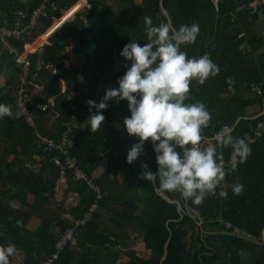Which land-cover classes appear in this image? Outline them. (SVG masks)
Wrapping results in <instances>:
<instances>
[{"label": "trees", "instance_id": "trees-1", "mask_svg": "<svg viewBox=\"0 0 264 264\" xmlns=\"http://www.w3.org/2000/svg\"><path fill=\"white\" fill-rule=\"evenodd\" d=\"M88 1L89 6L84 10L76 12L82 6L79 3L63 17L62 11L69 10L79 0H51L54 7L49 4L47 16L39 20L35 30L13 41L24 55L34 49L32 44L40 36L37 44L49 36L47 43L29 57L31 65L23 86L33 99L28 109L38 116L35 127L29 126L17 102L21 85L15 94L11 84L0 89V103L10 105L13 113L0 119V245L12 244L16 248L10 264H46L56 251L58 238L67 229L74 230V239L52 264H245L243 252L251 254L248 264H264V133H259L264 115L245 119L243 111L252 103L241 101L239 92L233 91L234 85L240 91L248 82L256 81L264 97V80L248 71L249 63L240 47L243 42L240 27L246 28L243 22L250 18L248 3L245 0H163L173 25L199 24L195 43L183 46L182 50L196 57L207 53L220 69L202 85L192 81L185 101H201L210 111L211 120L202 135L212 136L225 125L231 126L232 135L245 139L252 149L247 161L238 165L236 171L225 167L228 175L220 182L217 192L227 191L226 198L210 195L199 205L188 201L204 218L200 228L193 216L186 213L182 217L175 204L162 198L156 185L139 179L142 163L153 172L157 168L150 142H145V155L125 166L127 176L122 180L127 188L119 194L115 193L116 182L110 174L98 177L96 168L92 167L96 158H100L97 157L99 148L108 132L122 134V146L113 149L114 152L129 150L137 138L124 131L123 119L130 115L126 101H110L109 107L103 110L105 121L95 131L85 130L90 115L86 102L89 99L99 102L106 89L114 88L108 79L112 72L116 71L118 78L124 74L126 61L120 55L123 47L130 40L146 41L143 16H151L153 24L161 20L168 22V19L161 10L160 0ZM39 5L40 0H0V25L11 27L18 11L29 16ZM59 20L64 23L53 32L54 21ZM88 22L95 33L92 38L88 35ZM66 53L77 56V65L64 66L62 57ZM40 62L44 65L37 71ZM17 65V60L0 47V76L14 66L11 83L16 80L21 83L22 68ZM60 79L65 80L64 91L59 89ZM40 104L47 109L42 110ZM89 133L91 140L87 142L85 135ZM64 135L67 138L64 149L102 193L99 210L84 224L80 222L85 221V213L96 192L87 183L75 181L72 171L63 169L68 157L62 146L60 150L45 151L40 143V139L50 138L61 144ZM219 150L223 160L231 162L230 147ZM116 158L112 155L110 161ZM236 177L244 185L239 196L233 195L230 187ZM61 184L67 186L62 197L58 195ZM138 186H142L140 193ZM73 190L81 195L73 209L75 221L64 223L57 214L63 208L68 210L63 200ZM163 192L172 200L184 202L178 194ZM139 196L149 211L145 219L138 220L134 210ZM114 203L119 209L109 207V211L120 222L132 225L135 220L139 222L132 229L139 230L143 250L124 248L115 260L102 258L100 263L99 247H120L125 240L110 236L107 228L97 222L101 208ZM17 221L23 225L19 229L15 226ZM223 223L249 237L201 232L203 229L218 231ZM169 238L168 255L162 261Z\"/></svg>", "mask_w": 264, "mask_h": 264}, {"label": "clouds", "instance_id": "clouds-1", "mask_svg": "<svg viewBox=\"0 0 264 264\" xmlns=\"http://www.w3.org/2000/svg\"><path fill=\"white\" fill-rule=\"evenodd\" d=\"M61 20L57 21L58 27L64 23ZM143 23L146 41L130 40L120 52L126 71L118 79V86L106 89L99 102H86L90 113L87 126L92 131L101 129L105 121L103 110L109 102L126 101L130 115L123 119L124 131L137 138L127 151L126 162L134 164L145 155L148 141L157 165L153 172L142 163L139 179L197 205L210 195L226 198L227 191L217 192L229 171L219 149L230 147L231 171L247 161L252 149L245 139L233 136V128L227 125L216 133L213 144H202V132L209 125L211 113L201 101L185 102L192 81L204 84L219 73V66L207 53L196 57L182 50L183 46L195 43L200 32L198 23L176 27L161 20L153 24L152 17L147 15L143 16ZM12 115L11 106L0 103V119ZM230 187L235 196L244 190L239 177ZM15 226L19 229L23 225L17 221ZM16 251L12 244L0 245V264H10Z\"/></svg>", "mask_w": 264, "mask_h": 264}, {"label": "crops", "instance_id": "crops-1", "mask_svg": "<svg viewBox=\"0 0 264 264\" xmlns=\"http://www.w3.org/2000/svg\"><path fill=\"white\" fill-rule=\"evenodd\" d=\"M40 2H41V0H40ZM245 2L248 3V5H249L247 9L250 10V18L248 19L247 22H245V23L243 22V24L246 25V28L242 25L240 27L242 30L241 31V35H242L241 37L243 40L240 47L242 49V52L245 54L246 62L249 63L248 71L255 74L256 77H258V78L261 77L264 80V0H245ZM79 3H83L84 5H82L80 8H78V10L76 12H78L80 10H84L87 6H89L88 0H79V2L75 5H73L69 10L74 8ZM56 23H57V21H54V25ZM87 27H89V29H90L88 35L91 38L94 37L95 33L93 31V26L88 22ZM41 38H42V36H40V38L38 40H40ZM47 38L43 42L38 44V47L35 51H37L44 44L47 43ZM38 40L34 41L32 46L36 45ZM70 54H71L72 59L73 58L76 59V63H77V56H75L74 53H70ZM17 62H18L17 67L19 68L20 63H19V61H17ZM12 67H14V66H12ZM12 67H10V71H8L5 74H2L0 76V80L2 79V77H4L3 79H5L6 83L8 82V80L10 79V73L12 72L11 69H13ZM115 72H112L110 74V78H108V79L110 80L111 84L114 87H117L118 86L117 81L119 78L117 76H115ZM256 72H258V73H256ZM101 78L102 77H100V79ZM7 84H11V83L8 82ZM14 84H16V82L11 84L13 87L12 93L15 92V89H14L15 85ZM5 85L6 84L2 85V87H4ZM235 86L236 85H234V87H233V91L239 92V97L241 98V101L252 103V104H249L248 106H246V108L244 109L243 117L245 119H248V118L249 119H255V118H259V117L263 116L264 115V97H262V94H261L260 89L258 88L257 82L256 81L248 82L244 86V88L241 89L240 91H239V89L235 88ZM85 130H90V128L88 127ZM90 131H92V130H90ZM259 133H264V123H262L259 126ZM120 137H122V134H119L115 131H113V132L110 131L107 133V135L104 139L103 145L99 148V151H100L99 156H97V157H100L102 159V161L100 158H96V162L92 166V167L96 168V175L98 177L104 176L105 174H108V173L110 174L111 179H113V181L116 182L115 193H117V194L123 192L127 188L125 181H123L122 179L126 178V176H127V169L125 166L131 165V164H128L126 162V155H127L128 150L124 149L122 152H119V150H117L116 152L113 151V149H116V148H119L122 146ZM36 138L39 139V137H36ZM85 139L87 142H90V140H91L90 133L85 135ZM85 150H86V147H85L84 151ZM94 154H96V153H94ZM112 155L117 157L114 162L110 161ZM91 158H94V157H91ZM223 163H224V167L231 169V162L228 163L227 161L223 160ZM116 177H117V179H116ZM61 179H60V181H61ZM118 179H120L122 181H120ZM117 181H119L120 183L117 184ZM66 190H67V186H65L64 184H61L58 195H60V197H62L61 194L63 193V191H66ZM137 190H138L137 192L140 193L142 190V186H138ZM87 192L88 191L86 190L85 194ZM161 192H163V191H161ZM80 196L81 195H80L78 190L77 191L73 190L72 193L66 194V199L63 201L67 204L66 206L68 207V210H66L64 208L59 210V212L57 214V217L59 220L63 221L64 223L65 222L73 223L75 221V217L73 215V209L76 207V204L79 202ZM142 199L143 198H141V196H139V201L137 202L136 209L134 210V216L138 220L139 219H145L146 214L149 211L148 208L146 207V205L143 203ZM173 201H179V200H173ZM179 202L182 204V207H184L185 212L188 214L185 203L181 202V201H179ZM109 207H112L113 209L117 208L116 203H114L112 206H108L107 208H101V210L98 212V215H97V222L104 225L107 228V231L110 234V236H112V237L118 236L120 238L122 237V238H125V240L122 242V245L120 247H108V246L99 247V250H98L99 260L100 259L102 260V258L115 260L117 255L124 248L135 249L137 251H141L143 248V242L141 239L142 236H141L139 230L134 231L132 229L133 226L138 227L139 222L135 220L133 225L129 224L128 222H122V221L120 222L118 220V218L115 217L114 214L109 211ZM117 209H119V206ZM196 213L197 214L195 216H193V218H195L197 220V225L201 228V226L204 225L203 223L205 221H204V218L201 216L199 211H196ZM201 232L202 233H208V234H217V233L226 234L227 233L229 235H232L233 237H249L247 234H245L240 229H238L236 227L233 228L229 224H224V223L222 225H220L218 231H214L211 229H205V230L203 229V230H201ZM112 237H111V239H113ZM188 242H191V239H189ZM242 254H243V259H244L245 264L246 263L248 264L251 261L250 252H248V253L243 252ZM101 260H100V263H102ZM75 264H76V262H75ZM106 264H107V262H106ZM111 264H114V263L112 262Z\"/></svg>", "mask_w": 264, "mask_h": 264}, {"label": "built area", "instance_id": "built-area-1", "mask_svg": "<svg viewBox=\"0 0 264 264\" xmlns=\"http://www.w3.org/2000/svg\"><path fill=\"white\" fill-rule=\"evenodd\" d=\"M217 2V0H214ZM49 4H51L54 7V4L51 3V0H41L40 5L34 9L31 13V15H27L26 13L22 11H18L16 13L17 20L14 22V24L11 27H6L0 25V47L1 49L8 53L9 55L13 56L17 61H19L20 66L22 68V75H21V87L17 94V102L19 105V108L22 112V115L24 118L27 119V122L29 126L35 127L37 123L38 116H36L33 111H30L28 109V104H33V99L26 93L24 89V82L26 77L28 76L31 61L30 56L32 53H34L33 50L29 54H21L19 53L18 49L14 46L13 41L14 40H20L23 38L24 34L26 32L34 31L35 28L38 26V22L42 17L47 16V9ZM62 15L66 16L67 11H62ZM48 33V32H47ZM46 33V34H47ZM50 35V34H49ZM39 41V40H38ZM44 41V40H43ZM42 41V42H43ZM38 45V44H36ZM35 45V46H36ZM44 65L43 62H40L37 68V71L40 70V68ZM39 107L42 110H46L47 106L40 104ZM84 114L88 116L87 112L85 111ZM231 127V126H230ZM233 128V127H232ZM217 133V132H216ZM216 133H214L212 136H203L202 135V144L205 145H211L214 143ZM66 136L64 135L63 140L61 144H57L54 140L50 138H42L40 139L41 146L44 148L45 151H54V150H60L61 146L63 148V153L65 156L68 157V160L66 161V164L64 165L63 169L70 170L73 172V178L75 181H82L84 183H87L88 186L92 187L94 192H96V195L93 199V201L90 203L88 210L85 213V221H81L80 223L84 224V222L91 219L92 215L96 213L99 210V206L102 199V193L100 189L96 186V184L92 181L90 176L84 172L81 168H79L76 164L75 159L70 157L69 151L65 150L64 147L66 145ZM189 200H184V203L186 205V209L189 215L195 216L196 210L191 208L188 205ZM74 239V230L73 229H67L63 235H61L55 245L56 251L52 255V257L47 261L46 264H52L53 260H57L59 256V252L62 251L67 243L73 241Z\"/></svg>", "mask_w": 264, "mask_h": 264}, {"label": "water", "instance_id": "water-1", "mask_svg": "<svg viewBox=\"0 0 264 264\" xmlns=\"http://www.w3.org/2000/svg\"><path fill=\"white\" fill-rule=\"evenodd\" d=\"M160 7H161V10L163 11L164 15L167 17V19H168V23L172 24V21H171V19H170V16H169L168 12L166 11V9H165L164 6H163V0H160ZM58 24H60V23L58 22V23L55 25L56 27L54 26L55 29L53 30V32L57 29ZM54 27H53V28H54ZM50 34H51V33H50ZM48 37H49V36H48ZM158 193H159L160 196H161L162 198H164L167 202H169V203H171V204H175V205L177 206V210H178V212L181 214L182 217L186 214L184 208L182 207V204H181L179 201H173V200H171L170 198H168V197H167L163 192H161L160 190H158ZM170 238H171V237H170ZM170 238H169L168 242H167L166 245H165V254H164V257L162 258V261H164L165 258H166L167 255H168V246H169ZM262 243L264 244V228H263V231H262Z\"/></svg>", "mask_w": 264, "mask_h": 264}, {"label": "rangeland", "instance_id": "rangeland-1", "mask_svg": "<svg viewBox=\"0 0 264 264\" xmlns=\"http://www.w3.org/2000/svg\"><path fill=\"white\" fill-rule=\"evenodd\" d=\"M82 5H84L83 3H82ZM34 46V49H33V51H35L36 49H37V47H38V45H33ZM62 61L64 62V66L66 67V68H69V67H71L72 65H77V63H76V59H72V57H71V54L70 53H66L63 57H62ZM18 66V65H17ZM13 69H11V71L12 72H15V68L14 67H12ZM12 72L10 73V76H11V74H12ZM55 73V72H54ZM4 77H2V79L0 80V88L2 87V85H4V84H6L7 85V83L8 82H12V80L11 79H9L8 80V82L6 83V81H5V79H3ZM4 81V82H3ZM16 82V84H14L15 86H14V89H15V92L17 91L16 90V88H17V86L18 85H21V83H19V81H15ZM18 83V84H17ZM2 84V85H1ZM12 84V83H11ZM5 85V86H6ZM59 89H60V91H64L65 90V80L64 79H60V81H59ZM15 92H13L14 94H15ZM88 114V113H87ZM89 115V114H88ZM142 250H143V248H142ZM141 250V251H142Z\"/></svg>", "mask_w": 264, "mask_h": 264}, {"label": "bare ground", "instance_id": "bare-ground-1", "mask_svg": "<svg viewBox=\"0 0 264 264\" xmlns=\"http://www.w3.org/2000/svg\"><path fill=\"white\" fill-rule=\"evenodd\" d=\"M89 112V111H88ZM184 208V207H183Z\"/></svg>", "mask_w": 264, "mask_h": 264}]
</instances>
